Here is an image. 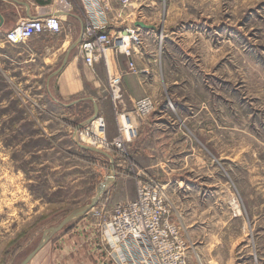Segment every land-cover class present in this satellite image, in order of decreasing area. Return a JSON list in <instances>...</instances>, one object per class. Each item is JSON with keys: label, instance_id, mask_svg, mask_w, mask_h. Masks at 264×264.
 Listing matches in <instances>:
<instances>
[{"label": "rangeland", "instance_id": "rangeland-1", "mask_svg": "<svg viewBox=\"0 0 264 264\" xmlns=\"http://www.w3.org/2000/svg\"><path fill=\"white\" fill-rule=\"evenodd\" d=\"M110 9L152 27L131 22L127 30H137L139 50L149 52L132 74L155 77L147 93L155 107L140 118L124 92L115 108L109 91L112 118L97 117L104 137H121L122 112L137 136L121 150L79 139L115 159L116 178L93 210L53 235L29 264H43L72 232L108 258L104 224L135 200L139 181L164 187L190 264H264V0H111ZM0 68L9 65L0 61ZM21 80L0 70V264H21L111 175L108 157L80 156L73 110L54 94H26ZM93 114L77 109L78 122Z\"/></svg>", "mask_w": 264, "mask_h": 264}, {"label": "crops", "instance_id": "crops-1", "mask_svg": "<svg viewBox=\"0 0 264 264\" xmlns=\"http://www.w3.org/2000/svg\"><path fill=\"white\" fill-rule=\"evenodd\" d=\"M111 11L112 9L106 13L109 24L106 32L111 36L125 34L131 27V22L133 26H136V20H130L131 14L129 15L128 12V17L118 15L119 17L116 18L117 15H109ZM0 14V61H5L9 65L8 69L0 68V70L6 76L10 75L12 79L25 78L24 82L21 80V84L29 85L26 94L38 93L37 98H44L47 94L53 100L57 98L62 109H68V112L73 110V132L71 133L73 143L80 148L79 153L82 158L94 154L79 146L77 131L89 120L79 123L77 109L89 106L95 115L97 105L99 115L104 116L109 122L113 115V108L109 95L108 73L109 71L115 74L126 71L130 59L111 50L105 57L96 56L93 67L86 63L81 47L84 41L86 19L80 0H75L73 9L70 11L62 9L54 0H0ZM53 14L63 20L64 30L60 35H38L23 45H12L6 41V34L21 20ZM78 42H80L79 45L73 48ZM140 48L133 46L134 63L137 60L141 61L145 54L149 53L146 50L145 53L140 51ZM66 59L67 64L63 67ZM138 64L140 65V62ZM143 65L150 67L146 62H143ZM62 67L63 69L57 73ZM55 69L58 70L55 71ZM48 72L51 73L49 78L44 79ZM151 78L155 77L132 73L124 76L122 89L127 97L129 108L135 101L151 92L154 83L149 81ZM32 79L37 80L36 92L32 91L35 86H31ZM89 238L87 235L73 234V232L61 237L59 248L52 253H47L43 264L47 261L48 264H53V261L55 264H112L108 258L100 255V252L96 253Z\"/></svg>", "mask_w": 264, "mask_h": 264}, {"label": "built area", "instance_id": "built-area-1", "mask_svg": "<svg viewBox=\"0 0 264 264\" xmlns=\"http://www.w3.org/2000/svg\"><path fill=\"white\" fill-rule=\"evenodd\" d=\"M64 10H72L75 0H54ZM85 11L84 41L81 44L86 63L93 67L96 56L105 57L110 50L121 52L129 59L126 71L108 73V84L115 108L124 102L123 78L128 73H136L132 60L133 46L140 47L142 39L135 29L126 30L128 36H111L108 28L107 11L111 0H80ZM129 0H123L127 5ZM64 30L63 20L56 14L21 20L6 34V41L12 45L26 43L35 36L43 34L60 35ZM155 107L147 96L134 102V113L146 118ZM125 118L131 129L125 135ZM121 137L109 142L105 137L99 139L96 131H106L103 118L78 132L80 141L104 149H123L137 136L136 128L127 113H120ZM105 136V135H104ZM88 144V143H87ZM173 209L163 186L153 182L139 181L135 200L119 205L111 218L104 224L102 238L112 264H190L189 246L183 238L181 227L172 219Z\"/></svg>", "mask_w": 264, "mask_h": 264}, {"label": "water", "instance_id": "water-1", "mask_svg": "<svg viewBox=\"0 0 264 264\" xmlns=\"http://www.w3.org/2000/svg\"><path fill=\"white\" fill-rule=\"evenodd\" d=\"M1 16V14H0ZM137 27H142L144 29H151L152 27L147 25L146 23L139 21L136 23ZM80 42H78L77 44H75L73 46V48H76L79 45ZM67 64V59L64 62L63 67ZM63 67L57 72L59 73ZM96 112L95 115L86 123L85 126H82L78 129V131L84 129L85 127L91 125L94 120L97 119V117L99 116V108L96 105ZM79 146L82 149L91 151V152H95L98 154H101L105 157H108L110 159L111 162V175L109 177V179L103 183L96 195V197L93 199L92 203L89 205H85L83 207H80L78 209H76L73 213H71L62 223H60L58 226L51 228L49 231L46 232L45 237L43 239V241L40 243V245L21 263V264H29L34 258L35 256L47 245V243L50 241L51 237L59 232H61L65 227L69 226V224H71L72 222L82 218L83 216L87 215L91 210H93L100 198L102 197L103 193L105 192V190L107 189L108 185L110 182H113L116 178L117 172H116V162L115 159L113 157H111L108 153H106L105 151H102L96 147H92V146H87L84 145L82 143H79Z\"/></svg>", "mask_w": 264, "mask_h": 264}, {"label": "bare ground", "instance_id": "bare-ground-1", "mask_svg": "<svg viewBox=\"0 0 264 264\" xmlns=\"http://www.w3.org/2000/svg\"><path fill=\"white\" fill-rule=\"evenodd\" d=\"M127 33L128 32L126 31V33L124 34V35H126V37L128 36ZM122 124L125 125V129H126L125 135H128L129 134V130L131 129L129 122L125 118H122ZM96 136L99 139H103V137H104L103 132H101L100 130L96 131Z\"/></svg>", "mask_w": 264, "mask_h": 264}]
</instances>
